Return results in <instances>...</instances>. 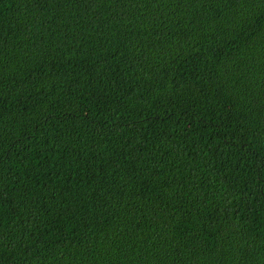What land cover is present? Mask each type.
I'll return each mask as SVG.
<instances>
[{
  "label": "trees",
  "instance_id": "trees-1",
  "mask_svg": "<svg viewBox=\"0 0 264 264\" xmlns=\"http://www.w3.org/2000/svg\"><path fill=\"white\" fill-rule=\"evenodd\" d=\"M0 264H264V0H0Z\"/></svg>",
  "mask_w": 264,
  "mask_h": 264
}]
</instances>
